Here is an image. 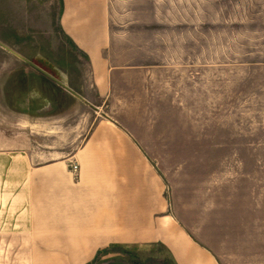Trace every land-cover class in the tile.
I'll use <instances>...</instances> for the list:
<instances>
[{
	"label": "crops",
	"instance_id": "obj_1",
	"mask_svg": "<svg viewBox=\"0 0 264 264\" xmlns=\"http://www.w3.org/2000/svg\"><path fill=\"white\" fill-rule=\"evenodd\" d=\"M57 1L58 27L87 71L78 89L33 65L14 86L0 73V236L22 219L31 234L47 220L63 242V264L150 244L164 246L174 264H237L221 262L167 215L151 163L166 161L169 146L179 147L171 160L184 161V147L230 145V116L217 129L214 115L236 112L230 99L244 93L231 82L264 63L247 61L245 41L234 63L229 47L200 40L199 0ZM70 161L78 172L66 170ZM243 241L233 258L264 264L262 233Z\"/></svg>",
	"mask_w": 264,
	"mask_h": 264
},
{
	"label": "rangeland",
	"instance_id": "obj_2",
	"mask_svg": "<svg viewBox=\"0 0 264 264\" xmlns=\"http://www.w3.org/2000/svg\"><path fill=\"white\" fill-rule=\"evenodd\" d=\"M198 4L200 40L213 37L229 47L223 51L234 63L240 59L238 45L245 41L247 61L264 63V0H199ZM58 14L57 0H0V73L11 76L13 86L16 79L23 80L31 65L74 89L82 85L87 71L83 57L62 35ZM247 69L246 81L231 82L232 91L244 93L230 99L231 109L236 112L214 115L217 129L223 117L230 116V145L188 147L187 151L184 147L187 155L183 157L189 158L184 161L171 160L179 147L169 146L166 161L151 163L165 187L167 215L190 236L199 238L221 262L232 257L237 264L239 258L232 255H237L242 245L248 246L244 239H253L261 232L264 249V69L255 72L253 65ZM60 102L67 105L66 100ZM2 116L8 126L13 124L14 116ZM214 133L215 141H222L221 130ZM74 164L78 166L77 162H67L66 170L78 172L79 166L74 170ZM72 175L77 180L78 174ZM39 222L33 234L26 230L27 221L22 219L18 223L23 227L0 236V264H63V259L56 256L63 242L53 240L47 220ZM88 264L174 261L164 246L150 244L129 250H104Z\"/></svg>",
	"mask_w": 264,
	"mask_h": 264
},
{
	"label": "built area",
	"instance_id": "obj_3",
	"mask_svg": "<svg viewBox=\"0 0 264 264\" xmlns=\"http://www.w3.org/2000/svg\"><path fill=\"white\" fill-rule=\"evenodd\" d=\"M72 167L74 170H77V168H78V166L76 164H74Z\"/></svg>",
	"mask_w": 264,
	"mask_h": 264
},
{
	"label": "water",
	"instance_id": "obj_4",
	"mask_svg": "<svg viewBox=\"0 0 264 264\" xmlns=\"http://www.w3.org/2000/svg\"><path fill=\"white\" fill-rule=\"evenodd\" d=\"M67 90V88H65Z\"/></svg>",
	"mask_w": 264,
	"mask_h": 264
}]
</instances>
